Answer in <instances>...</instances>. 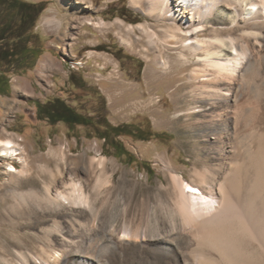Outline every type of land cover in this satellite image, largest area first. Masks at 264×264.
<instances>
[{
	"label": "rangeland",
	"instance_id": "1",
	"mask_svg": "<svg viewBox=\"0 0 264 264\" xmlns=\"http://www.w3.org/2000/svg\"><path fill=\"white\" fill-rule=\"evenodd\" d=\"M26 1L44 5L32 38V44L42 53L32 67L10 71L11 90L0 94V138L15 140L26 160L24 166L19 154L0 156V264H26L20 253L29 264H35L34 256L42 253V245L61 247V230L76 245L81 239L66 232L72 229L68 208L61 205L55 210L42 200L52 178L47 166L55 173L57 167L61 171L53 181V194L69 191L71 181L82 182L92 202L97 203L95 226L108 224L113 218L120 226L126 208L133 222H139L144 211L164 215L162 202L167 195L161 190L172 187L174 173L199 181L196 169L207 167L218 171L217 175L221 172L204 140L198 121L201 112L188 111L195 105L188 70H164L153 61L154 51L139 27L160 28L161 22L149 18L143 6L132 5V0ZM55 16L62 21L60 25L47 22ZM78 16L81 19L72 21ZM99 22L105 24L100 26ZM181 57L179 49L166 46L162 60L178 65ZM257 61L261 67L251 80L252 88L245 92L244 85L233 88L237 95L231 106H243L242 113L250 123L245 138L252 139V152L264 163V58ZM56 97L81 113L106 116L114 125L131 123L144 131L120 135L124 148L118 152L98 137L103 126L96 123L70 126L39 119L35 101ZM125 149L129 154H121ZM102 155L106 160L100 164ZM241 161L249 167L246 153H242ZM11 164L16 171H10L14 169ZM23 167L25 172L20 171ZM100 174L111 181L102 189L103 194L96 186ZM75 212L78 219L90 225L89 235H95L92 211L87 208ZM115 242L118 246L114 243L112 247H118L123 255L121 260L115 257V264H131L127 254L135 242ZM159 243L163 245L164 241ZM142 244L153 246L145 241ZM75 261L71 257L62 264Z\"/></svg>",
	"mask_w": 264,
	"mask_h": 264
},
{
	"label": "bare ground",
	"instance_id": "2",
	"mask_svg": "<svg viewBox=\"0 0 264 264\" xmlns=\"http://www.w3.org/2000/svg\"><path fill=\"white\" fill-rule=\"evenodd\" d=\"M132 3L143 6L149 18L161 22L160 28L139 27L154 51V63L168 71L170 67L177 72L188 70L195 103L188 111L201 112L198 121L204 140L208 141L216 168L221 172L217 175L218 171L207 167L196 169L199 181H189L182 173H174L172 187L161 190L167 195V201L162 202L164 215L144 211L139 222H133L128 219L126 208L120 226L116 218L95 226L97 203L92 202L82 182L71 181L69 191L53 194V181L61 171L57 167L55 173L47 166L52 178L45 186L46 196L42 200L55 210L57 206H66L72 214L69 220L72 229L66 232L81 239L76 245L62 230V234L54 231L62 236L61 247L42 245V253L34 256V263L62 264L72 257L74 261L78 258L76 264H115V257L123 255L112 244L116 240L120 244L133 240V248L127 254L131 264H264V163L252 152V139L245 138L250 123L242 113L243 106H231L237 95L233 88L244 85V92L252 88L251 80L261 67L257 59L264 58V0H132ZM78 19L81 17L72 21ZM47 22L60 25L62 21L55 16ZM166 46L180 50L178 65L162 60ZM229 106L231 111L225 117ZM0 151L3 158L19 154L26 165L15 140L0 138ZM242 153L250 160L249 167L241 161ZM98 160L102 164L106 157L102 155ZM11 166L14 169L10 171L17 170L15 165ZM20 171L25 172V167ZM110 182L103 175L98 176L96 186L101 194ZM189 188L196 192H189ZM87 208L95 217V235H89L90 225L78 219L75 212ZM144 241L153 246L148 248L142 244ZM159 241H164L163 245L157 244ZM20 254L24 263L29 264Z\"/></svg>",
	"mask_w": 264,
	"mask_h": 264
},
{
	"label": "trees",
	"instance_id": "3",
	"mask_svg": "<svg viewBox=\"0 0 264 264\" xmlns=\"http://www.w3.org/2000/svg\"><path fill=\"white\" fill-rule=\"evenodd\" d=\"M44 9L43 3L26 0H0V94L11 90L12 70H24L32 67L42 49L32 44L33 28ZM37 116L51 123L64 122L70 126L82 124L103 126L98 137L110 143L118 152L124 145L118 137L122 134L133 135L144 131L131 123L112 124L106 116L84 114L65 99L56 97L48 101H35ZM143 138V137H140ZM129 154L126 149L121 154Z\"/></svg>",
	"mask_w": 264,
	"mask_h": 264
},
{
	"label": "snow or ice",
	"instance_id": "4",
	"mask_svg": "<svg viewBox=\"0 0 264 264\" xmlns=\"http://www.w3.org/2000/svg\"><path fill=\"white\" fill-rule=\"evenodd\" d=\"M188 191H189V192H192V193H195V192H196L195 189H191V188H189Z\"/></svg>",
	"mask_w": 264,
	"mask_h": 264
}]
</instances>
